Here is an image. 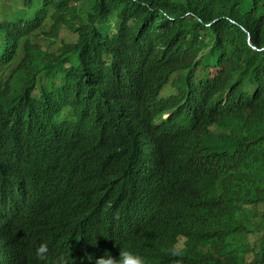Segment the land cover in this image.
Instances as JSON below:
<instances>
[{
    "label": "trees",
    "instance_id": "1",
    "mask_svg": "<svg viewBox=\"0 0 264 264\" xmlns=\"http://www.w3.org/2000/svg\"><path fill=\"white\" fill-rule=\"evenodd\" d=\"M16 6L0 0V264H264V0Z\"/></svg>",
    "mask_w": 264,
    "mask_h": 264
},
{
    "label": "clouds",
    "instance_id": "2",
    "mask_svg": "<svg viewBox=\"0 0 264 264\" xmlns=\"http://www.w3.org/2000/svg\"><path fill=\"white\" fill-rule=\"evenodd\" d=\"M72 109L70 106H66L64 109L61 110L60 114L57 117V123H60L64 120H71L73 117L71 116ZM49 248L47 243H40L36 249H35V256L38 260H45L48 258ZM169 254L173 257H181L183 255V252L181 250H177L175 248L169 250ZM109 261L111 264H128L129 257L124 252H121L120 259L115 260L112 257L104 258L101 257L97 264H109ZM53 264H67V260L63 256H59L56 258L55 261H53ZM135 264H144V261L136 257L135 258Z\"/></svg>",
    "mask_w": 264,
    "mask_h": 264
},
{
    "label": "rangeland",
    "instance_id": "3",
    "mask_svg": "<svg viewBox=\"0 0 264 264\" xmlns=\"http://www.w3.org/2000/svg\"><path fill=\"white\" fill-rule=\"evenodd\" d=\"M3 1V7L5 10H12L13 8L17 7L16 5L19 4L22 0H2ZM64 39H68V40H73L74 36L73 34H67V38L63 36ZM60 44V40L57 39L55 43H53V45H51V49H55L57 48V46ZM171 87L168 86L165 88V93H169L170 92ZM163 91V92H164Z\"/></svg>",
    "mask_w": 264,
    "mask_h": 264
},
{
    "label": "water",
    "instance_id": "4",
    "mask_svg": "<svg viewBox=\"0 0 264 264\" xmlns=\"http://www.w3.org/2000/svg\"><path fill=\"white\" fill-rule=\"evenodd\" d=\"M254 48H255V46L254 45H252Z\"/></svg>",
    "mask_w": 264,
    "mask_h": 264
}]
</instances>
